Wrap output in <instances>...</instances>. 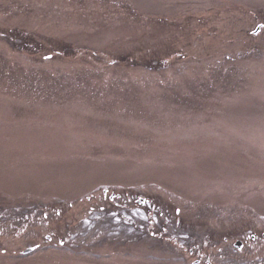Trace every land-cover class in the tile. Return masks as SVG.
Returning <instances> with one entry per match:
<instances>
[{
    "label": "rangeland",
    "instance_id": "1",
    "mask_svg": "<svg viewBox=\"0 0 264 264\" xmlns=\"http://www.w3.org/2000/svg\"><path fill=\"white\" fill-rule=\"evenodd\" d=\"M0 264H264V0H0Z\"/></svg>",
    "mask_w": 264,
    "mask_h": 264
},
{
    "label": "flooded vegetation",
    "instance_id": "2",
    "mask_svg": "<svg viewBox=\"0 0 264 264\" xmlns=\"http://www.w3.org/2000/svg\"><path fill=\"white\" fill-rule=\"evenodd\" d=\"M102 195H103V200L104 199H108L109 201H118L117 199H119V195H114V194H109L108 195V193L106 192V191H102ZM130 200V199H129ZM129 202V201H128ZM144 202H145V200H142L141 202H139L138 201V203H141V204H144ZM148 202V201H147ZM146 202V203H147ZM130 207H132V206H130ZM132 209V208H131ZM250 239H253L254 238V235H250V237H249ZM242 243H243V241L241 240H237V241H235V243H234V245L236 246V248L237 249H241L240 247L242 246ZM189 252H191V250H189ZM200 257L198 258V260H196V262L197 261H200L201 260V258H202V255H200V253L198 254Z\"/></svg>",
    "mask_w": 264,
    "mask_h": 264
},
{
    "label": "water",
    "instance_id": "3",
    "mask_svg": "<svg viewBox=\"0 0 264 264\" xmlns=\"http://www.w3.org/2000/svg\"><path fill=\"white\" fill-rule=\"evenodd\" d=\"M255 33L257 32V28L255 29V31H254ZM142 201V199H140L139 200V202H141ZM31 250V248H29V249H27V250H25L23 253H27V252H29Z\"/></svg>",
    "mask_w": 264,
    "mask_h": 264
}]
</instances>
